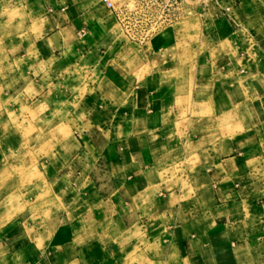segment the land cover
Wrapping results in <instances>:
<instances>
[{"label":"crops","instance_id":"obj_1","mask_svg":"<svg viewBox=\"0 0 264 264\" xmlns=\"http://www.w3.org/2000/svg\"><path fill=\"white\" fill-rule=\"evenodd\" d=\"M171 10L0 0V264H264V0Z\"/></svg>","mask_w":264,"mask_h":264},{"label":"built area","instance_id":"obj_2","mask_svg":"<svg viewBox=\"0 0 264 264\" xmlns=\"http://www.w3.org/2000/svg\"><path fill=\"white\" fill-rule=\"evenodd\" d=\"M101 1L108 8L115 11L118 23H120L124 32L138 42L148 40L149 37L172 22L175 14L171 9L180 6L181 3V0H168L169 3L164 6L161 0H138L133 10L123 9L118 13L115 10L113 0ZM149 8L156 11L155 17L147 18L144 13L142 14L144 17H142L141 12H145ZM132 12H136V15L133 16Z\"/></svg>","mask_w":264,"mask_h":264},{"label":"rangeland","instance_id":"obj_3","mask_svg":"<svg viewBox=\"0 0 264 264\" xmlns=\"http://www.w3.org/2000/svg\"><path fill=\"white\" fill-rule=\"evenodd\" d=\"M161 1H162V4L164 6H167V4L169 3L168 0H161ZM192 2H195V3L197 2V4H198L199 2H202V3L205 2V0H200V1L199 0H181L180 6H190V4ZM135 4H136V0H117L116 3H114V7H115V10L119 13L123 9L133 10L135 7ZM143 13H144V16H146L147 18H153L156 15L155 14L156 11L152 10V8L146 9L145 12L142 11L141 16ZM132 14L134 16V15H136V12H132ZM144 16H142V17H144ZM181 19H183V18H181ZM196 32H197V30L194 29V34H196ZM114 35H115L117 41H120L122 43L124 42L126 45L129 44L131 46L133 45V46L137 47V45L141 46V45L146 44L145 41L143 43L138 42V41H136V39H134V38L130 37L128 34H126L124 32V30L122 29V26L120 25V23H117V29H116ZM147 42H148V40H147ZM135 47L133 49L132 48H130V49L125 48V49L128 51L129 54H136L137 50ZM80 65L81 66L79 68H82L84 70L86 68V66L88 65V63H85V61H82V63ZM87 80H88V76L85 75V73L83 72V73H81L79 80L76 82V84H79L82 86V89L79 91L81 98H84V96L89 95V94H91V96H94V92L91 93L89 91L84 90V85L87 83ZM70 85H71V83H70ZM73 92H74L73 90H69V91H66L65 93H63V92H58L56 89H53V92L51 91L50 93L53 95V98H58L57 94H60L59 99L64 98V101H65L64 109L67 110L69 108L67 105L68 104L67 101L72 100L73 95H74ZM61 96H64V97H61ZM49 98L51 99L52 96L50 95ZM42 141L43 140H40V139L33 140L34 161H35V159H37V154H35V152H36V150L39 151L38 148L42 145L41 144ZM86 147H88V146H86ZM20 173H23V171H21ZM23 175H24V173H23ZM35 178H36V176L34 175L33 179L35 180ZM18 189H20V190L22 189L24 192L27 188H25V186L20 185V186H18ZM32 189H34V192H36L37 187L34 186Z\"/></svg>","mask_w":264,"mask_h":264}]
</instances>
